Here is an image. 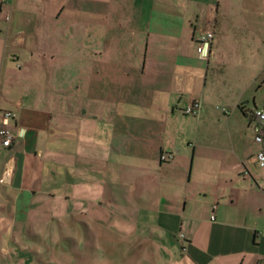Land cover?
Listing matches in <instances>:
<instances>
[{
    "label": "crops",
    "instance_id": "1",
    "mask_svg": "<svg viewBox=\"0 0 264 264\" xmlns=\"http://www.w3.org/2000/svg\"><path fill=\"white\" fill-rule=\"evenodd\" d=\"M129 2L0 0V128L15 135L0 146V264H29L18 249L53 220L49 201L87 180L97 200L104 172L130 186L111 223L140 228L127 256L264 264V138L251 115L264 108V0H158L142 25ZM104 109L117 116L106 135L85 119ZM157 227L173 234L165 250Z\"/></svg>",
    "mask_w": 264,
    "mask_h": 264
},
{
    "label": "rangeland",
    "instance_id": "2",
    "mask_svg": "<svg viewBox=\"0 0 264 264\" xmlns=\"http://www.w3.org/2000/svg\"><path fill=\"white\" fill-rule=\"evenodd\" d=\"M126 1H130V13L137 11L131 25L133 23L142 25L148 16H158V0H149V4H147L148 0H122L123 4H120V7H123L122 11L124 6L127 5ZM143 2L145 3L142 4ZM141 12L143 13L142 18L137 19V14ZM108 108L110 109L111 105ZM107 109H104L102 116L97 115L95 117L87 113L85 119L88 127L92 123L98 124L102 126L103 134L106 135L110 130L111 123L117 118L116 115L110 114ZM77 118L79 119V116ZM74 123L78 125L80 121L77 120ZM86 133L89 136V132L86 131ZM71 143L74 146L76 145V141H71ZM74 150H78L77 145ZM78 156L77 154L76 156L71 155L73 163L72 167H70V173L71 177L75 179L78 175H82L81 171L83 170H80ZM74 158H78L76 159L77 162H75L76 166ZM81 163L84 162L81 161ZM89 164L93 165V162L87 163V166ZM107 174L104 172L97 179L98 184L102 183L101 187L104 191V195L98 197L101 200H94L95 197H91L89 192H85L89 191L88 180L84 185H80L82 181L76 183L71 181L70 186L67 189L65 188V194L62 193L60 188L55 187L54 192L57 194L60 190L61 192L60 196H56L54 200L51 199L48 203L49 210L54 215L53 220L48 225H41L40 222H36L30 230L28 228L29 233L26 227L23 228V231L27 232L29 236H27V233L24 234L26 237L22 240V250L18 249V251L24 254L25 257H29L27 259L29 264H167L169 262V259L163 258H142L138 260L133 256L126 255L130 247L132 248L129 241L137 236L140 228L136 224V226L133 225L131 228L111 226L114 221L113 215L117 212L114 210L116 209L115 206H121L126 211L128 204L126 199L130 200L131 198L129 193L130 186L127 187V180L123 178L120 180L111 179ZM92 177L95 179L94 175ZM80 186H86V188ZM101 201L102 204L99 205L98 203ZM106 201H109V204ZM40 212L42 213L39 210ZM58 215L60 216L59 218ZM161 228L157 227L152 230H155L156 233L165 232L163 238H166V242L160 244V250H163L162 247H168V238H172L173 234L162 230L165 228ZM144 231L149 234L151 228H146ZM158 235L161 236V234ZM179 237L182 242L181 236ZM172 243L176 246L173 241ZM142 250V248H136L134 253H139Z\"/></svg>",
    "mask_w": 264,
    "mask_h": 264
},
{
    "label": "built area",
    "instance_id": "3",
    "mask_svg": "<svg viewBox=\"0 0 264 264\" xmlns=\"http://www.w3.org/2000/svg\"><path fill=\"white\" fill-rule=\"evenodd\" d=\"M210 34H204L200 37L201 46L198 47V52L202 53L204 46L207 45L210 40ZM185 114L196 115L197 111L192 107H187L184 110ZM2 125H7L10 119L15 118V114L9 111H5L1 116ZM252 130L254 133L255 140L257 142H261L264 138V108L263 109H255L252 112ZM15 139V135L8 131L5 127L0 128V146L2 148H8L13 140ZM161 160H165V157L162 156ZM256 164L260 168H264V151L260 150L255 154ZM260 236L264 238V232L259 233Z\"/></svg>",
    "mask_w": 264,
    "mask_h": 264
},
{
    "label": "trees",
    "instance_id": "4",
    "mask_svg": "<svg viewBox=\"0 0 264 264\" xmlns=\"http://www.w3.org/2000/svg\"><path fill=\"white\" fill-rule=\"evenodd\" d=\"M240 109L242 110V112H244V113H245V110H244L243 106H241V108H240ZM182 112L185 114L184 110H182ZM251 115H252V114H251Z\"/></svg>",
    "mask_w": 264,
    "mask_h": 264
}]
</instances>
